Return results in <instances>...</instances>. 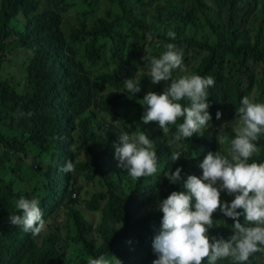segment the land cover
Returning a JSON list of instances; mask_svg holds the SVG:
<instances>
[{
	"label": "trees",
	"instance_id": "obj_1",
	"mask_svg": "<svg viewBox=\"0 0 264 264\" xmlns=\"http://www.w3.org/2000/svg\"><path fill=\"white\" fill-rule=\"evenodd\" d=\"M155 1L0 0V67L5 64L1 56L30 52L22 62L27 71L23 93L16 84L0 81V174L15 172L8 180L0 178V264H88L89 258L100 255H113L121 264H152L157 259L152 243L163 216L158 202L186 190L182 182L169 187L167 180L158 188L155 178L133 179L113 164L112 150L120 136L117 117L135 108L141 120L144 95L164 91L146 85L151 79L145 66L147 60L159 58L168 43L182 51L190 65L186 74L214 78L208 89L214 122L209 131L181 141L179 148L169 141L182 119L170 125L168 133L156 122V129L144 127L141 131L153 141L162 173L180 167L186 180L208 152L227 156L242 98L264 103V0H214L213 7L206 0H182L172 13ZM100 5L117 6L120 17L95 21ZM166 14L176 27L159 29ZM212 17L225 32L211 47L206 39L182 37L185 28H200L205 22L214 30ZM169 31L175 39L168 37ZM135 71L141 91L132 96L124 81ZM180 103L189 106L190 101ZM217 111L229 113L223 129L229 143L224 145L216 140L222 122L216 119ZM255 143L259 152L248 163H264V134ZM72 146L82 152L72 157ZM175 151L183 155L172 162ZM80 158L86 161L77 163ZM66 161L73 162V172L62 170ZM88 182L93 186L87 187ZM82 193L90 198L85 200ZM21 197L40 201L45 228L38 235L26 236L6 222L8 211L21 213L15 205ZM233 198L221 193L222 202ZM150 202L153 208L143 213ZM80 204L99 211L100 222L95 225ZM216 213L221 219H215ZM212 219L209 235L229 239L234 222L219 210ZM71 242L76 248L69 253ZM256 255L249 264H264V254Z\"/></svg>",
	"mask_w": 264,
	"mask_h": 264
},
{
	"label": "clouds",
	"instance_id": "obj_2",
	"mask_svg": "<svg viewBox=\"0 0 264 264\" xmlns=\"http://www.w3.org/2000/svg\"><path fill=\"white\" fill-rule=\"evenodd\" d=\"M175 39V33H167ZM166 51L159 58L147 60L148 76L152 84L171 81L162 93L148 91L142 101L144 112L141 122L147 125L156 122L163 133L169 132V126L182 119L175 134L169 141L178 148L180 142L190 139L207 129L212 118L209 109L208 89L215 84L213 77L185 74L173 79L174 70L186 73L183 53L176 45L168 43ZM147 59V58H146ZM126 91L135 96L141 91L137 79L124 81ZM187 98L189 106L180 101ZM236 111L238 124L235 138L230 140L228 155L219 151L208 152L199 168L202 176L188 175L184 180L182 168L166 175L172 184L183 183L184 192H172L166 199L158 202V211L163 213L161 227L154 237L152 248L157 259L152 264H217L219 260L231 258L227 264H249V258L255 253L264 254V163H248L259 152L255 143L264 134V103H255L245 96ZM229 113L217 111L216 119H222L216 135L218 145L229 143L223 133ZM115 147L116 165L133 178L152 176L157 173V154L153 141L144 132L129 135L122 133ZM183 155L175 151L171 161H178ZM230 157V158H229ZM65 173L75 170L72 161H66ZM221 193L234 197L231 202H222ZM131 195V194H130ZM40 201L24 197L16 201L21 212L8 211L7 224L18 232L28 235L40 234L45 228ZM219 210L231 219L233 234L227 240L209 235L213 225V213ZM243 217L246 223L240 222ZM217 220V218L215 217ZM108 255H106L107 257ZM113 256V255H112ZM104 255L89 258L88 264H121L113 256L110 261Z\"/></svg>",
	"mask_w": 264,
	"mask_h": 264
},
{
	"label": "rangeland",
	"instance_id": "obj_3",
	"mask_svg": "<svg viewBox=\"0 0 264 264\" xmlns=\"http://www.w3.org/2000/svg\"><path fill=\"white\" fill-rule=\"evenodd\" d=\"M49 1V0H46ZM210 6H214V0H206ZM162 4L165 8L166 11H168L169 13L174 12L176 7L181 6L182 4V0H157L155 1L154 5L156 4ZM162 5H159L162 7ZM167 5V8H166ZM132 6V3L128 4V9ZM135 7H132V11H135ZM125 11H128L125 9ZM121 12L120 9L117 6H111V7H107L104 5H100L99 7L95 8L94 11V20H98L100 18H103L104 16H106L109 20H113L115 18L120 17ZM171 16L166 14L159 23V29H163L166 27L169 28H174L176 27L173 23H169ZM23 17L21 16L19 18V21H22ZM159 20V19H158ZM168 21V22H166ZM211 23L214 24L215 28L214 30H211V28L207 25L208 22H205L200 28H192V27H187L184 29L183 35L182 37H189L194 35L197 39H206V41L209 43L210 47L212 46V44H215L218 40L219 37H223L224 35V28L221 27L219 28V25L221 24V21L216 18V17H212L210 20ZM183 26L182 23L179 24V27L181 28ZM7 41L4 42V48L7 46ZM194 49L191 48V51H193ZM166 51V49H165ZM164 51V52H165ZM163 53V52H162ZM8 54V53H7ZM25 55H28L30 57V52L26 51V50H21L17 53H13V54H9L8 56H6V59L3 58L1 56V59L5 61V64L3 66L0 67V81H3L4 83H14L17 85V91L19 93H23L25 90V86L27 83V78H26V68L22 66V62H23V57ZM183 64L187 69L188 73L190 71V65L187 64V62H185V60L183 59ZM186 73H181L179 70L177 73H172V77L173 79L179 78L181 75H185ZM129 79H137V81L140 83V77H139V73L138 72H133L132 76ZM161 84H152L151 80H149V83H146L147 86L152 85V88L155 89L156 91H161L160 87L162 88H166L170 85L171 81H161ZM137 112V109L133 108V110L131 109H126L122 112V114L117 117L116 121H115V128L116 131L119 132V135H121L124 132H127L129 135H132L138 131L142 132L141 130L144 127H148V128H152V129H156V125L151 122L147 125H144L141 120L139 119V115ZM212 128V121H210V124L208 125L207 129L203 130V132L205 131H209ZM216 131V130H213ZM202 132V133H203ZM145 133V132H144ZM119 142H116L114 145H118ZM72 151V157H75L77 154L81 153L82 150L80 149V147L78 146H72L71 148ZM50 152H55V150H51ZM114 157H113V164L118 165L117 160L115 159V147L112 150ZM86 159L85 158H80L78 159L76 162L77 163H81V162H85ZM121 171H123V169L119 168ZM162 166L160 165V163H157V173L152 175V176H146L144 177L145 179H150V178H155L157 181V186L158 188H160L161 186L167 184V178L166 175L170 174V172L167 173H162ZM16 171L17 173H19V169H17L16 167ZM15 172L13 173H1L0 174V178L3 180H8L9 178H11L14 175ZM195 175L197 177L202 176V170L200 168H198V170L196 171V173L192 174ZM125 182H127L126 180H124ZM128 183V182H127ZM168 184L169 187L171 185L170 181L168 180ZM87 187H92L93 183L92 182H88L85 184ZM168 187V188H169ZM168 188L166 189V192L168 190ZM72 191H74V196L78 197L77 194V190L73 189ZM82 198H84L85 200H88V196H86L84 193H82ZM153 203L154 202H150L147 204V206L143 209V213H146L147 211L151 210L153 208ZM16 205V203H15ZM80 209L83 211V213L85 215H87V217H89L90 219L93 220L94 224H98L100 222V216L101 214L99 213V211L94 212L91 210H88L85 208V206L83 204L79 205ZM216 218L221 219L220 215L218 213L215 214ZM241 223H246L244 220L240 221ZM49 226L50 224H48V230H49ZM76 248V245L74 243L71 242V245L68 248V252H72L73 249ZM258 255H260V253H257ZM256 255V256H258ZM106 258H108L110 261L113 259L112 255L107 256Z\"/></svg>",
	"mask_w": 264,
	"mask_h": 264
}]
</instances>
